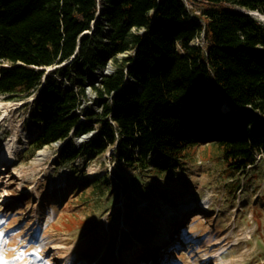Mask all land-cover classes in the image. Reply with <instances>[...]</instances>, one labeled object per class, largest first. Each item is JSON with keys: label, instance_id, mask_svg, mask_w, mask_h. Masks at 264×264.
I'll return each mask as SVG.
<instances>
[{"label": "trees", "instance_id": "1", "mask_svg": "<svg viewBox=\"0 0 264 264\" xmlns=\"http://www.w3.org/2000/svg\"><path fill=\"white\" fill-rule=\"evenodd\" d=\"M194 1L202 8L193 18L183 0H101L99 14L97 0H0V94L41 85L30 157L59 141L56 164L115 147L118 165L164 173L197 145L233 172L264 155V25L247 14L264 15V0ZM77 49L59 74L82 84L64 91L44 71ZM109 64L113 73L92 87L100 111L82 122V70Z\"/></svg>", "mask_w": 264, "mask_h": 264}, {"label": "rangeland", "instance_id": "2", "mask_svg": "<svg viewBox=\"0 0 264 264\" xmlns=\"http://www.w3.org/2000/svg\"><path fill=\"white\" fill-rule=\"evenodd\" d=\"M183 1L193 18L200 13L201 3ZM70 63L44 71L64 91L82 84L73 72L59 74ZM87 72L77 111L82 122L102 102ZM40 87L0 94V156L13 154L12 165L0 161V264H264V155L233 172L213 147L197 145L164 173L118 165L115 147L56 164L59 141L30 157Z\"/></svg>", "mask_w": 264, "mask_h": 264}, {"label": "bare ground", "instance_id": "3", "mask_svg": "<svg viewBox=\"0 0 264 264\" xmlns=\"http://www.w3.org/2000/svg\"><path fill=\"white\" fill-rule=\"evenodd\" d=\"M255 15L261 20V21H263L264 22V15L263 14H258V13H255ZM110 74V68H109V66H106L105 68H103V69H98V70H96V71H89L88 70V72H87V75H88V77H87V82H89V83H94V84H99L100 82H101V80H102V78L103 77H106V76H108ZM3 117L4 116H1L0 117V121L1 120H3ZM35 128H37V127H35ZM30 130H32V129H30ZM36 130H38V129H36ZM30 135H27V137H29ZM14 138H15V136H14ZM87 138H88V136L86 135V136H82L81 138H78L77 139V143L79 144V145H81L83 142H85L86 140H87ZM46 148V147H45ZM44 148V149H45ZM44 149H40V150H38V154H40V153H42L43 151H44ZM12 160H13V154H12V151H10L9 153H8V155H7V157H1L0 156V161L2 162H4L5 164H6V166H8V165H12ZM0 170H2V167L0 166ZM167 234H166V232H163V234L161 235V237H165Z\"/></svg>", "mask_w": 264, "mask_h": 264}, {"label": "built area", "instance_id": "4", "mask_svg": "<svg viewBox=\"0 0 264 264\" xmlns=\"http://www.w3.org/2000/svg\"><path fill=\"white\" fill-rule=\"evenodd\" d=\"M97 8H98V14H99L100 9H101V0H97ZM126 84L128 88L136 86L132 79H128Z\"/></svg>", "mask_w": 264, "mask_h": 264}, {"label": "water", "instance_id": "5", "mask_svg": "<svg viewBox=\"0 0 264 264\" xmlns=\"http://www.w3.org/2000/svg\"><path fill=\"white\" fill-rule=\"evenodd\" d=\"M252 13H254V14H255V13H258V14H260L259 12H249V13H247V14L251 16ZM85 33H89V32H85ZM77 51H78V49L76 50L74 56L70 59V61L75 57ZM107 66H110V65H107ZM111 71H112V70H110V72H111Z\"/></svg>", "mask_w": 264, "mask_h": 264}]
</instances>
